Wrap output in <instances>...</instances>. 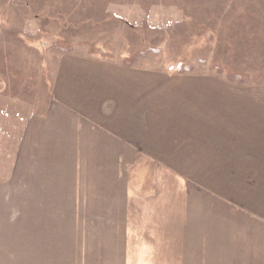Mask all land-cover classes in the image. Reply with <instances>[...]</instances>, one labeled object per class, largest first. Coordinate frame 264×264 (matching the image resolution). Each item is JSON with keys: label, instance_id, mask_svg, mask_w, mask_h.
I'll return each mask as SVG.
<instances>
[{"label": "rangeland", "instance_id": "1", "mask_svg": "<svg viewBox=\"0 0 264 264\" xmlns=\"http://www.w3.org/2000/svg\"><path fill=\"white\" fill-rule=\"evenodd\" d=\"M27 3L32 7L29 12L35 22L32 27H41L39 32L36 31L37 33L30 37L13 36L7 34L4 25L0 26V78L6 82V87L0 85V89L2 88L7 93L3 96L5 100L9 97L11 99L19 96L22 102L28 101L31 104H36L37 110L40 113L43 112L45 102L50 94V81L56 71L58 58L64 54L63 50H57L55 43L52 42L53 39L56 40L59 37L74 41L76 51H73L81 55H92L88 48L81 46V41L83 45L92 44L91 46L95 48L94 57L111 63H119L118 59L122 57H127L126 60L130 61L136 53H145L148 50L149 52L145 56H141L135 61L136 67L150 73V98L154 99L151 106L155 112L159 109L160 101L163 99H166L170 106L178 105V107L182 100L185 101L182 105H186V108L189 107L191 104L190 93L188 96L178 94V91L186 86L201 92L196 103L205 106L207 98L213 99L212 109L222 105L224 100L222 91L231 93L230 98L237 95L234 86L239 85L228 83V81L224 82L226 80L215 74L207 64L198 63L195 71L190 74L180 75L177 73L179 67L175 63L178 60L183 57L186 60H191L193 55L204 52L208 47L205 40L204 43L203 40L197 39V37L205 35H201L198 33L199 30L194 31L193 29H196L198 24L211 25L217 20L207 18L206 15H203L204 12H201L197 7L186 11L181 8V16L178 14L174 19L179 21L182 19L186 22L177 23L174 29L164 30L160 28L163 26L157 28L143 24L138 27L116 18L99 21L98 16H92L91 19L90 16H87L86 18L82 17V20L77 15V8L81 5L79 1L28 0ZM91 4L92 2L88 1L79 9L84 10L85 6H91ZM3 8L4 6H2ZM62 11L66 13L63 17L70 19L65 24V19L59 16ZM53 16L61 17L62 20L59 24L56 23ZM136 22L139 23V21ZM51 33L56 34L55 37L52 38ZM159 47L165 52L156 55L150 50ZM259 74L258 77L264 79V72ZM220 79L224 81H220ZM246 94L245 104L248 109L251 96ZM261 105L264 108V100ZM230 107L235 108V105L233 103L225 104L222 110H227L225 114L230 115L233 119V116L237 115V111ZM8 108L13 110V107ZM228 108L232 110H228ZM156 115L154 118L152 116V121H150V130L153 135H150L149 138L146 137L142 144L133 145L134 155L139 158L137 163L129 168V172L134 171L138 179L140 175H144L147 179L145 184H148L149 190L151 173L146 167L151 168L152 164L162 163L171 170L180 171L182 175L178 176L183 179V182L177 176L166 172L160 177L162 180L157 189L153 187L150 189L151 194L147 192L146 196H142L143 198L135 199L130 210L133 216L132 236L135 238L132 255L127 254L126 251L122 252L121 257L117 254L112 255L114 249L106 248L107 240L104 238L93 242V237L90 236L87 227L88 208H85L87 232L79 234L75 251L72 250L73 246L71 245L75 243V240H70L71 244H69L67 238L57 234L48 239L42 233L35 236L37 239L35 246L38 250L42 252L46 249L57 251L55 254L58 255L53 256L48 263H45L46 257L30 254V247L27 252L24 248L18 247L20 243L22 245L28 233L25 234V237L20 233L22 224L18 222L19 218L14 215V208L7 207L9 199L5 195L7 199L2 201L4 207L0 208V264H120L121 259L128 264H178L175 262L179 261L181 252L188 262L194 264H252L255 259L256 263L258 262L257 246L261 247L262 257L260 258L264 264V192L259 191V185L256 187L257 191H253L252 184L254 183L253 179L256 180L258 177L231 174L237 171L239 166L237 161L190 158L189 160H152L147 158L161 155L167 157L191 155V150H183L181 145H165L158 142L160 137L156 135L161 123ZM215 120L211 119L214 121L213 124L216 123ZM0 121L5 120L0 119ZM169 121L170 118L166 121L168 126L170 125ZM5 123L7 125L9 122H2L3 126H0V137L2 136L1 141L3 142L0 145V172L3 173L8 172L9 158L12 155V144L8 141L11 142L12 138L15 139L14 133L10 134L11 137L5 136ZM166 124L162 122V126H167ZM214 126L216 127V124ZM169 130L168 128L166 130V139L174 137L173 134L168 133ZM13 131L14 128H11V132ZM4 137L5 139H2ZM234 138H230V142L236 141ZM223 139L220 135L213 136L211 145H213L214 156L220 157L226 154L223 152L226 150H222ZM122 152L128 153L127 151ZM198 155H202V153ZM253 162L258 166L261 164L264 168V161L260 160L243 161V168L251 167ZM121 168L125 167L121 165ZM229 172L230 174H228ZM140 181L143 182V180ZM185 183L190 186L189 193H187ZM5 186L6 194L10 195L11 200H14L13 186ZM7 189H10V192ZM0 195H4V193L1 192ZM70 210L72 216L73 208ZM101 210L112 217L122 214L120 208L117 209L119 210L117 213L113 207ZM77 212L82 213L81 210H77ZM238 221L243 223L242 227ZM72 222H74L73 218ZM79 222L80 219L77 217V224ZM3 226L7 229L5 232L1 229ZM118 226L120 227V225ZM106 227L107 223L105 222L99 225L102 232ZM122 228L123 225L115 233L118 243L121 240ZM260 228L262 234H260ZM71 229L76 231L75 226H71ZM100 231L95 233L99 234ZM72 233L76 234L74 231ZM182 235L183 237H181ZM27 238L30 240L29 235ZM181 241L183 248L180 247ZM89 242L92 244L87 246ZM95 244V250L93 248L86 251ZM83 245L86 246L83 248ZM123 246V250L126 249L127 245L123 244ZM62 249L67 251L66 254L62 253Z\"/></svg>", "mask_w": 264, "mask_h": 264}, {"label": "crops", "instance_id": "2", "mask_svg": "<svg viewBox=\"0 0 264 264\" xmlns=\"http://www.w3.org/2000/svg\"><path fill=\"white\" fill-rule=\"evenodd\" d=\"M94 56L73 52L64 53L58 58L56 71L50 81V94L41 113L36 104L28 101L7 98L10 102L7 103L3 99L7 93L0 89V119L9 122L4 125V134L6 137H11V133L15 134L13 142L8 141L12 144L8 172H0V193H4L0 195V208L4 207L2 201L8 198L7 207L14 208L13 213L22 224L20 233L24 237L26 233L30 236V240L27 235L18 247L24 248L26 252L30 247V254L46 257L45 263H48L53 256L58 255L55 254L57 251L38 250L35 236L42 233L48 239L57 234L67 238L69 244L70 240H75L71 244L75 251L79 234L87 232L85 208H88L87 227L93 237L92 241L97 242V239L104 238L107 240L106 248L114 249L112 255L121 257L124 251L132 255L135 238L132 236L133 216L130 210L135 199L143 198L147 192L151 194L150 189L153 187L157 189L162 180L160 177L166 172L177 176L183 182L178 176L182 175L180 171L171 170L162 163L152 164L151 168L146 167L151 173L149 190L144 175L139 176L143 180L141 182L134 171L129 172V168L139 158L134 155L133 145L142 144L146 137L153 135L150 130L153 112L155 115L157 113L161 123L156 135L160 137L158 142L181 145L183 150H191V155L147 158L237 161V171L231 174L258 177L253 179V191H257L256 187L259 185V191L264 192V168L261 164L258 166L253 162L251 167L243 168V161H264V108L261 105L264 100V85L234 86L237 93L234 98L229 97L231 93L221 92L224 99L222 105H235V108L230 107L237 111L233 119L225 114L227 110H222L224 105L212 109L213 99L207 98L205 106L196 103L201 92L190 86L178 91V94L186 96L190 93L189 107L182 105L185 102L182 100L180 107L170 106L163 99L155 112L151 106L154 99L150 98V73L136 66L111 63ZM0 85L6 87L3 78H0ZM246 93L251 96L248 109L245 104ZM8 107H13V110ZM230 108L228 110H232ZM169 118L168 126L166 121ZM212 118L216 119V127L214 121H211ZM5 121H0V126ZM162 122L167 123V126H162ZM11 128H14L13 132ZM167 128L170 129L168 133L174 135L173 138H165ZM217 135L224 138L222 150H226L223 151L226 154L220 157L214 156L211 145L213 136ZM1 137L0 145L3 143ZM232 137L236 141L230 142ZM201 153L202 155H198ZM121 165L125 168H121ZM5 185L13 186L14 200L6 194ZM185 186L189 193L190 186L186 183ZM7 191L10 192V189ZM111 207L116 209V213L119 211L117 209H122L121 216L118 214L119 216L112 217L101 212V209L108 210ZM77 217L80 219L78 224ZM103 222L107 223L104 232L99 228ZM238 224L241 227L243 225L239 221ZM122 225L123 231L118 243L115 233ZM71 226H75L76 231ZM1 229L4 232L7 230L4 226ZM98 230L100 233L96 234ZM72 231L76 232V236ZM91 244L89 242L87 246ZM96 244L86 251L93 248L95 250ZM123 244L127 245L124 250ZM84 246L86 245L83 248ZM180 247L183 248L182 241ZM256 250L258 262L255 259L252 264H263L260 258L261 247L257 246ZM63 252L66 254L67 251L62 249ZM178 260L175 263L194 264L188 262L182 252ZM120 264L128 262L121 259Z\"/></svg>", "mask_w": 264, "mask_h": 264}, {"label": "trees", "instance_id": "3", "mask_svg": "<svg viewBox=\"0 0 264 264\" xmlns=\"http://www.w3.org/2000/svg\"><path fill=\"white\" fill-rule=\"evenodd\" d=\"M25 1L0 0V26H5L7 34L30 37V35L36 34L41 30V27H32L35 23L29 13L32 7L31 4L27 3L28 0ZM74 1H79L80 6L87 4L88 1L89 3L90 1L92 2L91 6H85L84 10L79 9L80 6L77 8L79 18L90 16L91 19L92 16H98L99 21L116 18L117 20H125L138 27L143 24L157 28L163 26L160 28L164 30L174 29L177 23H182V19L181 21L174 19L176 15L181 14V8L186 11L197 7L201 12H204L203 15H206L207 18H215L217 20L211 25L198 24L197 28L193 29L194 31L199 30V34L205 35L204 37H197V39L203 40L204 43L206 41V46L208 47L204 52L193 55L191 60H186L185 57L178 60L175 63L179 67L177 73L190 74L195 71L198 63L207 64L210 69L214 70L215 74L228 82L236 83L239 86L264 85V79L258 77L260 72H264V0ZM2 6H4L3 9ZM64 14L66 13L62 11L59 16L65 19L63 17ZM59 16L57 18L53 16L57 24L62 20ZM69 20V18L65 19L64 24ZM136 21H139V23ZM183 22L185 23L186 21ZM51 34L52 38L56 35L54 33ZM52 42L55 43L57 50H63L62 52L64 53L76 51L74 41L70 39L59 37L56 40L53 39ZM91 45H83L81 41V46L88 48L90 54L94 55L95 48ZM150 50L156 55L165 52L160 47ZM148 52L146 50L145 53H136L133 58L131 57L130 61L126 60L127 57H122L118 60L124 65L136 66L135 60L145 56ZM16 99H20V97L18 96ZM7 102L10 103L9 100Z\"/></svg>", "mask_w": 264, "mask_h": 264}]
</instances>
